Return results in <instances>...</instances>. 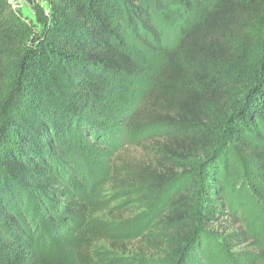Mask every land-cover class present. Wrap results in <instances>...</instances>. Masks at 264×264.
I'll return each instance as SVG.
<instances>
[{
  "label": "trees",
  "instance_id": "obj_1",
  "mask_svg": "<svg viewBox=\"0 0 264 264\" xmlns=\"http://www.w3.org/2000/svg\"><path fill=\"white\" fill-rule=\"evenodd\" d=\"M43 1L25 22L0 0V264L87 259L84 241L59 239L89 234L74 167L115 145L116 124L155 123L158 162L130 176L150 197L145 226L122 227L151 264H198L218 199L236 191L264 211V0Z\"/></svg>",
  "mask_w": 264,
  "mask_h": 264
},
{
  "label": "rangeland",
  "instance_id": "obj_2",
  "mask_svg": "<svg viewBox=\"0 0 264 264\" xmlns=\"http://www.w3.org/2000/svg\"><path fill=\"white\" fill-rule=\"evenodd\" d=\"M12 3L13 11L25 22H35V4H41L48 10L43 0H12ZM162 4L161 2V6ZM167 10L173 11L174 7L169 5ZM168 37H172V34ZM148 104L144 102L141 105L145 108L144 121L155 113L153 106ZM111 132L115 145L107 146L106 152H91L90 160L74 167L76 172L72 173L77 187L69 190L72 191L74 199L83 202L88 198L92 199L85 210L89 225H85L86 230H82L89 234L87 238H80L79 231L74 230L67 233L71 240H68L69 237L59 239L64 244L72 240L84 241L81 251L87 259L80 264H151L157 254L154 251L146 252L138 230L131 233L128 231L130 225L122 226L124 220H136L134 225L142 228V231L144 229L145 225L137 220L140 217L144 221L143 216L150 197L143 189L130 183V176L140 167L158 162L154 147L165 142L164 125L155 123L135 129L116 124ZM88 139L95 141L94 136H89ZM217 204L220 206H214H218L223 213L210 218L208 225H200L210 234V242L201 246L202 254L198 258L200 262L197 263L220 264L216 250L221 248L228 255L227 261L232 260L233 264H264V258L259 257V248L254 245L257 244V225L264 221V211L259 206L262 203L255 205L249 201L247 195L240 194L237 197L236 191H232L228 199H218ZM58 232L53 233V236H59ZM253 256L254 259H251Z\"/></svg>",
  "mask_w": 264,
  "mask_h": 264
}]
</instances>
